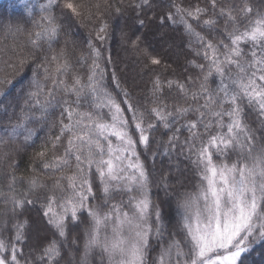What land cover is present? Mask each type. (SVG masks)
<instances>
[{"label":"trees","instance_id":"obj_1","mask_svg":"<svg viewBox=\"0 0 264 264\" xmlns=\"http://www.w3.org/2000/svg\"><path fill=\"white\" fill-rule=\"evenodd\" d=\"M68 2L78 6V15L65 7ZM47 4L48 0H0V240L6 245L5 250L0 251V259L6 257V264H13V244L19 264H69L70 250H75L67 248L70 246L69 242L76 246L81 243L80 248L84 242L83 233H91L93 225L90 230L87 226L89 208L98 210L100 215L107 208L100 202L105 196L100 191L102 185L96 169H89L85 162L80 167L84 168V174L91 182L93 196L89 197L85 207L78 208L77 220H72L71 211L65 215V236L61 237L58 230L49 223L52 212L63 213L60 205L72 191L68 187L67 177L73 173L78 174L74 155L69 157L67 166L45 167L46 164L56 162L57 158L64 157L65 149L69 146L68 140L72 134L65 132L61 135L63 125L68 123L64 101L68 100L77 112H91L94 117L110 122L109 108H96V102L88 90L80 97L79 104L75 103L77 97L70 92L65 93L63 86L55 91L54 97H48V89L53 87V77L58 81L63 80L65 85L71 87L73 77L78 75L82 84H87L95 58L94 50L100 54L97 62L103 69V79L100 80L97 76L98 87L120 106L122 118L128 122L129 132L136 144V156L139 157L147 177L144 188L148 187L152 193V189L158 187L157 181L161 177L159 165L164 155L183 165L182 169L176 168L174 171L177 170L182 176L178 183L190 190L175 203L178 205L175 208V220L168 214L172 221L170 223L169 217L165 215L169 210L168 206L165 205L167 210L161 215L158 202H149V213L154 219L159 210V221L164 227L171 229L170 226H174L180 229L182 205L193 191L198 192L202 183L198 179L200 169L193 163L196 160L195 150L202 143H207L212 136L227 133V124L230 122L227 115L214 114L218 112L217 107L219 112H227L232 105L223 103L221 106L224 98V93L220 91L223 86L222 77L216 72L213 61L225 60L226 53L232 47L230 33L243 32L250 21L255 20L258 15H264V0H147L146 3L145 0H55L52 9L45 10L44 6ZM177 7L183 11L177 12ZM245 7L250 8L251 12L245 14L242 11ZM198 8L202 11L196 14ZM229 9L235 17L234 21L228 19ZM189 12L195 14V18L188 15ZM46 14L55 16L59 25L58 37L51 45L41 41L40 48H34L30 41L41 30L37 22L45 23L42 17ZM205 21L214 23L206 24ZM185 22L191 26V31L186 30ZM101 27H104L103 32L99 31ZM145 30L147 31L144 32ZM155 32L163 37L165 48L163 44L160 47L150 45L145 38ZM209 44L215 47V54L208 48ZM153 47L160 49L161 53L154 52ZM240 48L241 57L233 59H239L247 67L252 60L251 42H242ZM255 51L259 58L261 49L256 48ZM53 56L57 57L56 61L52 60ZM154 59L159 63L153 64ZM21 60L25 62L21 64ZM64 61L68 63V71L60 75L56 72V67ZM45 67L48 68L47 74ZM221 67L225 69L223 84L229 86L230 94L231 91L239 93L232 80L244 74L239 72L236 65L221 64ZM33 78L44 86V93L40 96L43 108L33 107L35 97L29 96L30 92L36 91L32 87ZM47 99L51 100L50 104H45ZM241 103V117L247 128L251 129L253 123L257 130L261 123L264 130V119L258 108L250 105L247 99ZM130 108L136 114H142L141 126L148 136L147 146L139 142L140 133L136 130L134 112ZM153 109L165 115L168 113V118L157 119ZM182 109L187 111H181ZM22 110L29 119L24 128L10 136L12 126L20 122ZM165 123L168 127H165ZM193 123L197 125L195 129L191 128ZM150 124L154 127H149ZM171 127H174L175 137L181 139L180 142L175 140L179 143L173 146L164 135L169 134L167 130ZM29 131L32 133L30 136ZM80 131L81 127H77L76 132ZM197 131L204 134L203 138L198 141L196 135L195 140L190 141ZM110 139L114 144L118 143L115 137ZM235 150L239 148L233 146L227 149L223 157L216 151H211L217 164H232L237 159ZM42 152L43 156L40 155ZM155 159L158 164L153 168ZM162 166L166 169L169 167ZM185 170L189 175L185 174ZM33 180L36 181L35 188L32 186ZM57 181H60L59 187ZM164 181L167 182L164 190L168 193L178 190L168 177H164ZM118 183L124 196L135 193V190H124L125 182ZM115 192L116 190L110 189L108 202L123 209V200L115 197ZM138 195V199L142 198L141 194ZM50 198H54L51 201L52 212L46 216ZM16 200L22 206L17 207L14 203ZM33 224L40 226L39 233L30 239L28 230ZM18 231L22 236L19 241L15 240ZM105 232L111 235L110 229L104 230L101 239ZM160 234L162 235L159 229L156 235L160 237ZM179 238L176 234L172 241L182 245L185 235L182 234ZM53 241L56 242L60 256L50 260L44 250ZM169 244L170 242L165 248ZM149 248L148 245L145 264L147 260H154L156 255ZM98 249L101 248H93L90 260L98 261V264H109L106 254L94 255ZM83 255V252L80 253V257ZM175 263L174 258L172 264ZM242 264H264V240L242 256Z\"/></svg>","mask_w":264,"mask_h":264},{"label":"snow or ice","instance_id":"obj_2","mask_svg":"<svg viewBox=\"0 0 264 264\" xmlns=\"http://www.w3.org/2000/svg\"><path fill=\"white\" fill-rule=\"evenodd\" d=\"M54 2L55 0H48L44 9L51 10ZM65 7L71 9L74 14H79L78 6L73 3L68 2ZM182 11L177 7V12ZM201 11L199 8L196 9V14ZM242 11L247 14L251 12V9L245 7ZM227 14L229 20H235L231 9ZM188 15L195 18L192 12ZM42 21L45 23L37 22L41 30L36 32L35 38L30 41L34 48H40L41 41L49 42L51 45V42L58 37L59 25L56 23L55 16L46 14L42 17ZM205 23L210 24L214 21H205ZM185 27L186 30L191 31V26L186 22ZM99 31L103 32L104 27H101ZM230 36L232 47L226 53L225 60L213 61L216 72L222 77L223 86L220 91L224 93V98L221 106L223 103L232 105L230 111L214 113L217 116L227 115L229 117L227 133L212 136L207 143H202L195 150L196 160L193 163L200 169L199 175L202 183L198 192L191 195L182 205L185 210L183 217V227L186 230L185 247L181 248L178 242L173 241L167 248L162 249L157 264H172L173 258L176 259V264H242V256L250 251V245L256 240H264V148H261L259 152L254 151L253 138L247 130V125L242 121V109L237 103L242 93L249 104L257 106L260 114L264 116V15H258L255 20L250 21L243 32L230 33ZM98 38L102 39V37ZM242 42H251L252 45V60L247 67L241 64L239 59H233V57H241L240 44ZM208 48L215 54L216 49L213 45L209 44ZM256 48L261 49L259 58L255 51ZM93 54L95 58L87 84H82L78 75L73 77L71 87L65 85L63 80L58 81L53 77V87L47 92L48 97H54L55 91L63 86L65 93L74 94L77 97L75 103L79 104L80 97L88 90L96 102L94 106L98 109L109 108L110 115V122H106L102 118L94 117L91 112H77L68 100L64 101L68 123L63 125L61 135L65 132L72 134L68 140L69 146L65 149L64 157L57 158V161L51 165H45L46 168H62L69 165V157L72 155L75 156L77 162L78 174L73 173L67 177L68 187L72 191L60 205L64 210L63 213L52 212L51 201L54 198H50L48 211L45 212L46 216L52 212L49 223L58 230L61 237L65 236V215L68 211H71L72 220H77L78 208L85 207L89 197L93 196L91 182L84 174V168L80 167L81 164L86 162L89 169L95 167L105 196V204L108 203L110 189L113 187L111 182H126L124 190L132 192L134 191L133 186L143 190L147 180L143 165L136 156V144L129 132L128 122L122 118L120 106L108 93L98 87L99 81L96 78L99 76L100 80L103 79V69L97 62L100 54L95 50ZM52 60L56 61L57 57L53 56ZM24 62L21 60V64ZM152 63L158 64L159 61L154 59ZM221 64L236 65L239 72L244 74L232 80V84L236 85L239 93L231 91L230 94L229 86L223 84L225 69L221 67ZM68 67L67 61H64L57 65L56 72L63 75L67 73ZM249 69H251L250 72ZM44 71L47 74L48 68L45 67ZM32 87L36 89L29 93L30 97H35L33 107L43 108L40 96L44 93V86L33 78ZM50 103V99L45 100V104ZM43 110L46 111V108ZM129 110L134 112L133 120L137 132L140 133L139 142L147 146L148 136L145 135V129L141 126L142 114H136L131 108ZM181 111L187 110L182 109ZM153 113L157 119L166 120V117L157 109H153ZM28 119V115L22 110L20 122L12 126L9 135L13 136L18 129L24 128ZM77 127H81L79 133L76 132ZM149 127H154V125L150 124ZM165 127H168L167 123ZM196 127L195 123L191 125L192 129ZM31 134L29 131V136ZM195 136L196 134L193 133V137ZM111 137H115L118 143L114 144ZM59 139L58 136L57 140ZM233 146L241 150L242 154L238 160L230 165L217 164L213 159L214 154L211 149H216V152L223 157L226 150ZM53 147L55 148L56 145L54 144ZM245 148L248 149L246 156L243 155ZM40 155L43 156L44 153ZM32 186L33 188L37 186L35 180L32 181ZM57 186H60V181H57ZM116 187L119 189V183ZM142 197L134 203L135 212L132 215L127 212L121 213L116 205H112L111 211L103 215H100L98 210L89 208L88 214L93 220V227L86 240L85 256L91 249L99 247L108 257L109 264H145L151 225L148 224L149 201L143 192ZM14 203L17 207L22 206L18 200ZM156 217L158 225L159 210L156 211ZM108 229L111 235L105 232L101 239L102 231ZM157 231H159L158 227ZM21 239V233L18 231L15 240ZM5 248L4 241L0 240V251ZM12 252L13 264H19L14 244ZM44 252L50 260L60 256L55 241ZM6 261V257L0 259V264H6Z\"/></svg>","mask_w":264,"mask_h":264},{"label":"rangeland","instance_id":"obj_3","mask_svg":"<svg viewBox=\"0 0 264 264\" xmlns=\"http://www.w3.org/2000/svg\"><path fill=\"white\" fill-rule=\"evenodd\" d=\"M147 30H145L144 32H146ZM74 33V32H73ZM145 38H147L148 40H149V43H150V45H155V46H158V47H160V45L161 44H163V47L165 48L166 47V43H164V40L162 39L163 37L161 36V34L159 33V32H155V33H150L149 35H147ZM162 47V48H163ZM154 48V52H160L161 53V51H160V49H155V47H153ZM165 50H167V49H165ZM168 51V50H167ZM161 56V55H160ZM165 60V59H164ZM242 94V93H241ZM247 98H245V97H243V95H241V97L238 99V101H237V103H238V105H239V107L242 109V100H246ZM248 101V100H247ZM255 108H258L257 106H255ZM164 109V108H163ZM164 110H166V109H164ZM259 110V109H258ZM166 111H168V110H166ZM166 118H168V113H166V115L165 114H163ZM263 119H264V116H263ZM156 121V120H155ZM253 122H255V121H253ZM156 124H157V121H156ZM172 124V123H171ZM258 124V123H257ZM254 126L255 125H253V123L251 124V129H249V128H247V130H248V132L250 133V136L253 138V142H254V151L255 152H259V150L261 149V148H264V130H263V125L261 124V123H259L258 124V129L257 130H255L257 127H255L254 128ZM257 126V125H256ZM168 132H169V134L168 133H164V135H166V138H168V139H170V145H177V143H179L180 141H181V139H179V138H176L175 137V131H174V127H171L170 129H168L167 130ZM197 137H198V141H200V139H202L203 138V136H204V134H202L201 133V131H197ZM175 140H178V141H175ZM184 140H187V138L186 137H184ZM193 140H195V137H193V138H191V140L190 141H193ZM245 143H246V141H245ZM156 144H157V142H156ZM160 147V146H159ZM163 146H161V148H162ZM212 151H216V149H211ZM247 151H248V149L247 148H245L244 150H243V155H245L246 156V154H247ZM235 154H237L236 155V157H237V159H236V161L238 160V158L241 156V150L239 149V150H235ZM159 155H160V153H159ZM234 160V159H233ZM157 159H155V162H154V164H153V168L155 167V166H157ZM218 164H223V162H219ZM162 165H167V166H169V167H167V169H166V167L165 166H162ZM177 165H179V166H177ZM230 165V164H229ZM182 166L183 165H180V164H178L177 163V161H175V159H173V158H170L169 156H163L162 158H161V163H160V165H159V167H160V175H161V177H159L158 178V181H157V186L158 187H155V188H153L152 189V193H150V189L148 188V187H146V188H144L143 190H140L139 188H137L136 186H133L134 187V190H135V193L134 194H130V193H128L126 196H124L123 195V193H122V187L121 186H119V189H117V187H116V185H117V183L118 182H114L113 183V187H112V190H116V192L114 193V196L115 197H118L119 199H122L123 200V203H124V205H123V209L121 208L120 209V211H121V213H124V212H127V213H129V215H132L134 212H135V208H134V203L136 202V200H138V198L140 197L139 195H138V193L139 194H141L142 195V192H143V194L144 195H146V198H147V200L149 201V202H151V200L153 201V200H155V201H157L158 202V205H159V210H160V213H161V215H163L165 212H166V210L167 209H165V205L166 206H168L169 207V210L166 212V214L165 215H167L168 217H169V215H172L173 216V218H174V220H175V208H177L178 207V205L177 204H175L176 202L178 203V201H179V198L180 197H183L184 195H186L187 193H188V191L190 190H188L187 189V186H185V185H181V184H179L178 182L180 181V179H181V177L182 176H180L181 174L180 173H177L176 171H174L176 168H180V169H182ZM159 168H157V170H158ZM156 170V171H157ZM186 171V170H185ZM187 172V171H186ZM183 174H184V172H183ZM185 174H187V175H189V173L187 172V173H185ZM164 177H168L169 178V181L171 182V181H173V183H174V186L171 184V183H169V185L170 186H173L174 188H177L178 190H176V189H174V191L175 192H169L168 193V191H166V190H164V187H165V185H167V182H165L164 181ZM198 179H199V181H201L200 180V176L198 177ZM167 180V179H166ZM126 183V182H125ZM200 186V185H199ZM195 187H196V184H195ZM194 187V188H195ZM187 190V191H186ZM100 191L101 192H103V189H102V187L100 186ZM156 194H155V193ZM173 193V194H172ZM103 194V196H104V193H102ZM193 194H195V191H193V193H191L188 197H187V199H189V197L191 196V195H193ZM143 198V197H142ZM186 199V198H185ZM104 201H105V199L104 198H102L101 200H100V202H102V204H103V206L104 207H106L107 206V208L105 209V211H104V213H106V212H109L110 210H111V208H112V205H110L112 202H108L107 204H105L104 203ZM110 201V200H109ZM111 201H113V200H111ZM174 201V202H173ZM201 207H202V204H201ZM150 210H151V203H150ZM194 211V210H193ZM182 212V213H181ZM181 215H180V218H181V227H180V229H178L179 230V232H178V230L176 229V228H174V226L172 227V226H170L171 227V229H168L167 227H164V225L159 221V224L157 225V217H156V219H154V217L152 216V214H151V212L149 213V216H148V224L149 225H151V232L149 233V238H148V243H149V241H150V243L148 244L149 245V250H153V253L155 252L156 253V255H155V257H154V260L153 259H151V260H147V264L148 263H152V264H157V261H158V258H159V255H160V253H161V251H162V249H165V246H166V244L168 243V242H170V243H172L173 241H172V239H173V236L175 237L176 236V234H177V237H178V239H180L179 237H181V235L182 234H184L185 236H186V230L184 229V227H183V225H184V219H183V217H184V214H185V210H184V208L182 207V209H181ZM169 214V215H168ZM87 219H88V221H87V226H88V228H89V230H90V227L93 225V220H92V218H90L89 216L87 217ZM169 219H170V217H169ZM168 223H169V220H168ZM170 223H172V221H171V219H170ZM38 227H40L39 225H36V224H33V226L31 225L30 226V228H29V230L28 231H30L29 232V237H30V239H32V238H34V236H36L37 235V233H39V231H38ZM157 227H159V229L161 230V233H162V235L160 234V237H158L157 235H156V231H157ZM168 229V230H167ZM172 229L174 230V231H172ZM87 232V231H86ZM86 232H84L83 233V235H82V238H83V243H82V245H81V247L79 248V246H80V244L81 243H78V246H76L75 244H73V242H69V244H70V246H72L71 248H70V246L69 247H67L68 249H75L74 251H72V250H70V253H69V264H98V261L97 262H95V261H93V260H90V255L92 254V256H93V249H91L88 253H87V256H85V244H86V240H87V238H88V235H85V233ZM174 232H177V233H174ZM257 235H258V232L256 233ZM41 236V235H40ZM159 238V239H158ZM163 240H167L168 242H166L165 243V241H163ZM174 240H176V239H174ZM261 241H263V240H256V241H254L251 245H250V250H252L258 243H260ZM165 243V244H164ZM179 243V242H178ZM180 244V246H183L182 248H184L185 247V245H184V243H182V245H181V243H179ZM152 246H154L155 248H152ZM65 249V248H64ZM77 250L79 251V252H77ZM84 253V255L83 256H81L80 257V253ZM148 252V251H147ZM147 252H146V255H147ZM77 253H79V256H78V254ZM96 254H99V256H103L104 255V253H103V251L101 250V249H98V251L96 252V253H94V255H96ZM246 254V253H245ZM244 254V255H245ZM91 256V257H92ZM174 259V258H173ZM173 261V260H172ZM176 264V263H175Z\"/></svg>","mask_w":264,"mask_h":264}]
</instances>
